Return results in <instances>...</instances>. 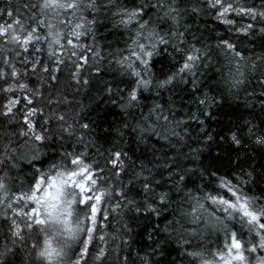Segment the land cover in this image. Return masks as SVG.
Wrapping results in <instances>:
<instances>
[{
    "label": "snow or ice",
    "instance_id": "1",
    "mask_svg": "<svg viewBox=\"0 0 264 264\" xmlns=\"http://www.w3.org/2000/svg\"><path fill=\"white\" fill-rule=\"evenodd\" d=\"M101 15L127 33L125 48L113 57L127 81L124 87L106 84L105 91L134 120L131 110L140 107L145 93L159 96L187 83L200 91L201 70L210 67L214 52L226 62L217 69L222 95L248 92L252 81L264 90V56L258 65L233 39L264 34V0H8L0 8V121L13 131L0 143V264H109V257L117 256L109 241L119 238L128 244L123 239L127 233L117 237L107 231L110 217L116 219L125 208L159 216L173 204L172 218L162 231L181 243L188 264H264V173L254 176L255 169L249 172L239 164L221 171L220 165L199 170L201 183L189 186L187 178L194 170L181 164L179 153L165 152L149 162L154 167L162 163L172 181L168 191L158 192L160 181L153 179L152 169L141 165L140 172L134 171L123 149L101 153L86 139L91 122H82L79 113L57 111L66 97L47 94L46 81L48 88L50 82L58 84L57 73L68 68L75 84L84 87L90 81L83 71L95 68L99 74V52L86 41L95 39ZM198 16L223 26V32L211 37L213 44L193 35L201 45L197 47L186 36L187 19ZM157 57L171 65L166 73L154 71ZM248 95L254 96L255 90ZM259 98L264 100V91ZM197 102L202 111L216 103L207 93ZM170 114L171 108L154 103L133 130L142 142L147 135L175 148L171 139L183 140L176 131L183 122ZM224 139L236 150L249 141L264 147V119L246 120ZM73 140L79 149L69 151L65 141ZM50 149L53 156L44 166ZM91 149L95 157L89 155ZM215 159L225 157L218 153ZM129 171L140 182L142 200L121 180ZM205 235L217 240L208 244ZM140 260L152 264L150 254Z\"/></svg>",
    "mask_w": 264,
    "mask_h": 264
},
{
    "label": "trees",
    "instance_id": "2",
    "mask_svg": "<svg viewBox=\"0 0 264 264\" xmlns=\"http://www.w3.org/2000/svg\"><path fill=\"white\" fill-rule=\"evenodd\" d=\"M14 2L18 4L20 0H14ZM7 3L8 0H0V8L6 7ZM128 3L130 4L131 0H128ZM101 20L103 22L96 26L95 39L88 38L86 41L99 52L97 58L99 74L96 73L95 68L91 72L83 71L84 78L89 79L90 83L79 87L70 78L69 69L64 68L62 72L57 73L58 84L55 81L50 82L52 87L48 88L46 81L45 86L47 94L54 92L56 93L55 98L66 97L67 103L62 104L57 111L79 113V116L83 117L82 122H91L92 131L90 137L86 139L91 138L101 153L105 149H123L128 152L131 161L134 162L136 172H140L141 165L152 169L153 179L160 181V185L156 186L158 192L168 191L172 187V181L168 178V171L162 167V163L154 167L149 162L157 161L158 158L163 157L165 152L172 155L179 153L181 164L194 170L195 174H189L187 178L189 186L201 183L199 170L203 168L215 170L220 165H223L221 171L233 170L239 164L249 172L255 169L254 176L264 173V147L254 145L249 141L243 149L236 150L234 146L230 147L224 139L230 129L235 131L244 125V121L254 120L255 123H259L261 119H264V112L261 110L264 100L259 98V93L264 90L257 87L255 81L248 85V92L240 90L233 95H222L223 89L219 85L221 77L217 69L226 62L223 61L222 55L218 56L214 52L210 58V67L201 70L202 75L199 77L200 84L198 85L200 91H194L192 84L187 83L178 84L170 91H162L159 96H156L154 92L145 93L140 107L131 110L138 120L141 113L146 115L148 108L154 103L163 105L165 109L171 108L174 113V115L170 114L171 118L174 121L183 122L176 128L183 140L177 143V138L173 137L171 144L175 145V148L165 144L164 141L157 143L154 137L149 138L147 135L144 136L142 142L132 127L136 120L123 111L118 103H114L105 91L106 84L112 86L120 84L124 87L127 81V78L117 71L113 59L125 48L127 33L110 20L104 19L103 15H101ZM186 23L190 28V34L186 33V36L191 39L192 43H196V39L192 38L194 35L197 38L203 37L205 43L213 44L214 40L211 37L215 36L216 32L224 31L223 26L209 16L189 17ZM233 39L237 47L244 51L246 57H251L258 65L261 64L259 58L264 56V34L257 32L246 38L234 35ZM196 46L201 45L196 43ZM87 54L92 56L91 52ZM65 56L67 57V54ZM89 63L93 64L96 61L90 59ZM170 67L167 58H156L154 71L158 75L162 72L166 73ZM253 90H255V95H248ZM233 91L236 92V90ZM204 93H207L209 97H215L216 101L206 111H202L203 106L197 102ZM48 111L45 109L46 113ZM52 123L54 125L55 121ZM125 124L130 127L125 128ZM11 131H13L11 127L0 121V143L4 142L5 133ZM120 132H123L122 136L119 135ZM208 135L214 139L209 140ZM69 144L72 147H69ZM65 148L72 151L78 150L79 146L74 143V140L65 141ZM218 153L225 159L217 161L215 158ZM89 155L95 157L97 155L95 149H91ZM52 156L53 152L50 149L49 157L43 161L44 166ZM21 166L26 172L31 171L23 163ZM36 166L40 167L41 162H37ZM121 180L128 185L135 199H143L140 194V182L132 176L131 171L126 176L122 175ZM130 180L132 183L129 185ZM179 198L174 194V199ZM174 207V204L170 205L159 216L150 213H136L130 208H125L116 216V219L110 217L111 226L107 231L117 237L127 233L123 235V239L127 240L128 244L124 245L119 238L109 241V249H114L119 257L110 256L109 264H124V257H127L126 264H142L140 257L146 253L150 254L152 264H188L189 258L184 255L181 243L162 231L168 220L172 218L171 212ZM204 239L206 243L212 244L217 237L213 235L209 238L205 235ZM153 247H157V252L153 253Z\"/></svg>",
    "mask_w": 264,
    "mask_h": 264
}]
</instances>
